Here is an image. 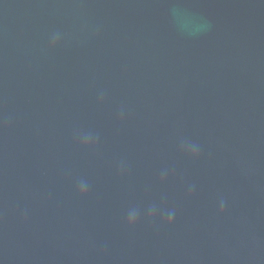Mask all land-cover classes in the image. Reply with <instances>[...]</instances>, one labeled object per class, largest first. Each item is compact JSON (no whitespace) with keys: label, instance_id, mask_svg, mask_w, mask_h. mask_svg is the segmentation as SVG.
Returning <instances> with one entry per match:
<instances>
[{"label":"water","instance_id":"obj_1","mask_svg":"<svg viewBox=\"0 0 264 264\" xmlns=\"http://www.w3.org/2000/svg\"><path fill=\"white\" fill-rule=\"evenodd\" d=\"M0 264H264V0H0Z\"/></svg>","mask_w":264,"mask_h":264},{"label":"clouds","instance_id":"obj_2","mask_svg":"<svg viewBox=\"0 0 264 264\" xmlns=\"http://www.w3.org/2000/svg\"><path fill=\"white\" fill-rule=\"evenodd\" d=\"M81 194H83V193H81ZM221 211H223V205L221 206ZM171 222H172V218H171V216H170L169 219H168V223L171 224ZM128 223H129V225L131 226V225L134 224L135 222H134L133 220L129 219V220H128Z\"/></svg>","mask_w":264,"mask_h":264}]
</instances>
